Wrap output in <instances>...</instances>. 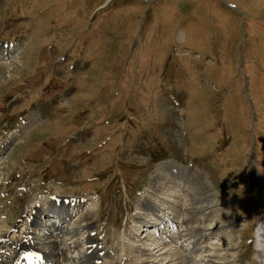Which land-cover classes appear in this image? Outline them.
Returning a JSON list of instances; mask_svg holds the SVG:
<instances>
[{"label": "rangeland", "instance_id": "obj_1", "mask_svg": "<svg viewBox=\"0 0 264 264\" xmlns=\"http://www.w3.org/2000/svg\"><path fill=\"white\" fill-rule=\"evenodd\" d=\"M3 42L16 51L0 60V144L42 108L0 158V235L56 193L85 204L73 223L90 212L103 249L142 264L146 233H166L136 218L168 161L203 174L230 220L208 264H264V0H0Z\"/></svg>", "mask_w": 264, "mask_h": 264}, {"label": "bare ground", "instance_id": "obj_2", "mask_svg": "<svg viewBox=\"0 0 264 264\" xmlns=\"http://www.w3.org/2000/svg\"><path fill=\"white\" fill-rule=\"evenodd\" d=\"M15 51L16 44L14 43L7 45L0 44V59L8 57L10 54L12 55ZM31 123V121L24 120L18 132L12 134L10 139L0 146V155L5 152L7 145L17 139L21 131ZM160 170L162 171L160 172ZM180 172H183L182 176L177 174L172 177L174 173ZM198 173L197 171L191 173L189 169L184 168L180 164H172L171 162L160 164V167L154 172L155 176L149 182L151 186H148L152 191H147L146 205L142 206L141 210H139L142 215L137 216L136 224L140 227L137 231L140 230L141 233H144L145 230H148V227H146L148 224L147 219L155 218L154 221L158 225L156 226L157 228L160 227L162 222L163 224L166 223L161 233L168 235V227H172L175 225L174 223H178L176 219H183L182 224L184 228L180 227L176 234L187 238L189 247L185 250H189L188 253H195L201 250L202 245L201 252H205L212 245L207 256H201L200 252V254H196L194 259H191L193 263L202 262L203 260L204 263L202 262V264H208L210 262L208 258L218 257L214 251H218L222 244L217 243L207 246L208 242L204 238L207 235L210 237L224 234L226 232L225 227H228L226 223L230 220L227 218L228 215L224 216L227 214L224 206L219 205L214 200V196L206 191L208 183L203 180V174ZM194 175L197 176L198 186L194 183L191 184ZM187 198H191V203L188 202ZM194 201L197 202L194 204ZM83 207L84 204L81 202L67 204L65 200L54 198L48 204L49 213L53 215L59 213L60 218L49 221L48 224H45L46 228L41 230L44 228V225L38 222V217L45 214L46 210L43 207L33 206L27 213L25 212L26 217L16 226L18 231L14 232L10 237L7 236V238L0 240V264H27L28 254L35 252L39 256L37 260L38 264H50L51 262H55V264H123V262L113 258L112 253L114 252L111 253L99 245L98 239H96L97 236L94 237L96 233L92 231L96 225L92 222L90 212L88 215L84 216L83 214L79 218L80 222H87L85 225L73 223V218L83 210ZM222 210L224 211L223 213L221 212ZM145 214L146 220L144 219ZM211 221H214V226H207V223ZM145 223H147L146 226H144ZM164 228L166 229L164 230ZM38 229L42 232L36 235L34 232ZM151 229L155 230L154 227H151ZM82 231L87 234L84 239L79 238L78 233ZM146 234L149 235L152 243L155 242L156 251L151 253L147 247L140 245L137 254L132 256L133 262L142 260V264L146 261L147 264H153L159 259L161 260L159 264L187 263V261H178L180 259L178 253L171 248L167 249V247H164L162 242L155 241L154 236H150L151 233L148 232ZM39 239L41 243L37 242ZM82 243L86 245V249H83ZM181 245L179 244L178 246L180 247ZM215 245H217V248L212 250ZM210 251H213L214 254L208 255ZM176 255L178 256L177 260H175ZM170 258L174 261L172 262ZM215 263L213 262V264Z\"/></svg>", "mask_w": 264, "mask_h": 264}]
</instances>
